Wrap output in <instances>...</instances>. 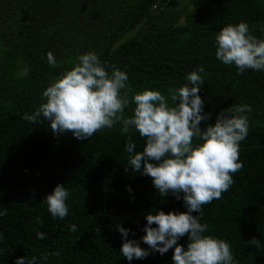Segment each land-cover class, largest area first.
<instances>
[{"label": "trees", "instance_id": "16d2710c", "mask_svg": "<svg viewBox=\"0 0 264 264\" xmlns=\"http://www.w3.org/2000/svg\"><path fill=\"white\" fill-rule=\"evenodd\" d=\"M153 1L0 0V264H15L17 257H35L34 264H173L171 249L132 261L119 252L116 225L147 248L141 240L146 212L186 211L172 194L161 197L149 177L125 170L127 136L120 124L77 140L70 133L54 136L47 121L23 119L43 102L52 79L89 51L109 72H126L132 92L167 95L203 67L199 95L211 118L201 126L226 108H252L240 144L243 168L230 190L197 215L208 225L205 234L230 244L237 264H264V71L238 74L215 56V34L223 26L246 22L264 38V18L253 0H187L180 11V0H168L158 12L150 10ZM131 135L142 150L144 141ZM58 183L70 192L64 219H53L44 201ZM252 237L260 248L247 243ZM178 243L186 247L187 236Z\"/></svg>", "mask_w": 264, "mask_h": 264}, {"label": "clouds", "instance_id": "9594fccd", "mask_svg": "<svg viewBox=\"0 0 264 264\" xmlns=\"http://www.w3.org/2000/svg\"><path fill=\"white\" fill-rule=\"evenodd\" d=\"M168 0H156L150 10L158 12ZM183 7L177 6L180 11ZM246 22L227 24L215 34V56L226 66H234L238 74L246 70L264 71V38L253 34ZM264 32V24L260 25ZM48 64L57 61L47 53ZM199 67L190 72L188 83L168 88L167 95L158 90L132 92L126 72L101 64L93 51L81 54L73 66L63 71L42 91L43 102L33 114L23 119L34 124L48 122L51 132L59 137L70 133L77 140H87L105 129L120 124L121 135L127 136L125 151L127 169L147 176L160 196L169 194L182 200L186 211L156 209L146 212V224L141 247L129 239V230L116 225L122 236L120 254L128 261L144 259L151 253L164 255L172 250L173 264H237L230 244L221 238L205 234L208 225L200 222L202 207L222 198L234 183L233 176L243 168L240 144L249 132L246 113L249 105H237L217 113L213 123L201 126L211 118L204 111L199 95L204 84ZM25 68L20 75L26 76ZM132 92L131 96L129 93ZM133 105L131 115L125 110ZM144 141L137 151L132 133ZM131 191V189H128ZM70 192L58 183L44 201L53 219L68 215L66 203ZM195 213V214H194ZM4 213L0 212V215ZM76 231V225L70 226ZM187 236L186 247L178 241ZM37 237L44 238L43 233ZM256 248L261 242L255 237L247 241ZM35 257H17L15 264H34Z\"/></svg>", "mask_w": 264, "mask_h": 264}, {"label": "water", "instance_id": "95a60500", "mask_svg": "<svg viewBox=\"0 0 264 264\" xmlns=\"http://www.w3.org/2000/svg\"><path fill=\"white\" fill-rule=\"evenodd\" d=\"M253 2L264 18V0H253Z\"/></svg>", "mask_w": 264, "mask_h": 264}, {"label": "rangeland", "instance_id": "374dc122", "mask_svg": "<svg viewBox=\"0 0 264 264\" xmlns=\"http://www.w3.org/2000/svg\"><path fill=\"white\" fill-rule=\"evenodd\" d=\"M187 3V0H180V3L178 4V6H181L183 4H186Z\"/></svg>", "mask_w": 264, "mask_h": 264}]
</instances>
